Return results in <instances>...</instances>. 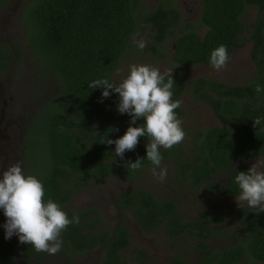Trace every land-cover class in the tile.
<instances>
[{
    "label": "trees",
    "instance_id": "1",
    "mask_svg": "<svg viewBox=\"0 0 264 264\" xmlns=\"http://www.w3.org/2000/svg\"><path fill=\"white\" fill-rule=\"evenodd\" d=\"M9 0H0V4ZM197 28L185 23L174 37L172 62L180 68L196 64H210V56L221 44L228 46L229 54L251 44L250 59L253 74L244 84H229L208 77L188 80L181 71L172 72L176 86L173 99H179L189 88L190 97L208 105L219 124L195 129L192 134L190 156L183 157L181 143L171 149H160L163 160L174 164L169 186H195L215 194L224 190L236 198L240 189L235 177L248 171L243 164L264 157V0H201ZM139 0H27L20 9L19 22L26 38V46L37 66V81L51 86L49 96L34 111L25 133L24 149L27 163L25 174L37 176L44 183L45 200L52 199L64 207L69 218L78 215L79 224H71L61 233L60 253L67 264L71 257L100 245L98 264H124L119 252L129 246V232L116 225L111 232L96 230L102 222L96 207L80 210L67 209L66 203L78 190L91 181L103 182L111 172L133 182L142 168L154 165L146 159L148 138L140 137L135 150L127 151L124 158L116 157L115 144L108 139L122 137L127 127L122 116L110 110L112 95L102 98L103 88L92 89L89 84L110 76L128 48L138 19L149 24L147 37L152 43L163 42L182 23L174 0H157L156 5L139 11ZM255 6L257 14L243 35L241 16L247 6ZM138 10V19L134 13ZM202 29V32L198 31ZM5 46L0 50V70L6 68L12 52ZM155 50L153 45L146 46ZM49 84V85H48ZM102 100V102H100ZM178 118L182 107L175 110ZM113 119H108V117ZM261 118L254 126L253 120ZM144 123L140 118L135 125ZM118 128V132H109ZM145 158L139 170H132L127 161ZM221 174L223 181L216 178ZM180 178V179H179ZM187 182V183H183ZM179 197L171 193L164 197L141 188L130 187L116 197L120 216L127 211L136 224L146 232L161 229L170 238L184 239L187 235L197 241L199 259L195 263L175 256L162 264H238L249 256L252 264H264V212L248 205L236 206L237 221L229 234L233 240L225 248L216 250L208 241L228 236L223 226L227 215L223 209L199 211L190 221L183 220ZM259 212V213H258ZM96 218H90V215ZM15 246L8 239L0 241V263L10 264ZM26 251L43 253L27 244ZM138 257L146 256L139 250Z\"/></svg>",
    "mask_w": 264,
    "mask_h": 264
},
{
    "label": "rangeland",
    "instance_id": "2",
    "mask_svg": "<svg viewBox=\"0 0 264 264\" xmlns=\"http://www.w3.org/2000/svg\"><path fill=\"white\" fill-rule=\"evenodd\" d=\"M26 1L13 0V3L7 5L5 8H0V27L4 28L2 37L9 40L16 51L15 60L11 63V67L4 72L0 71V143L4 142L7 137V133L2 132L3 124L8 119L16 118V127L20 129L31 111L49 96L52 89L51 86L41 87L42 82L37 81V66L32 59V55L27 50L26 38L18 22V12ZM139 2V11H145L153 8L157 0H139ZM174 2L181 11L180 20L182 24L161 43H152L151 39L147 37L150 25L142 24L138 19L139 11H135L134 16L138 19V25L130 37L128 48L122 55L117 69L110 76V82L116 84L122 82L130 74V67L133 64H147L158 68L161 73L181 71L189 81L202 76L229 84H244L254 71V66L249 56L250 43H246L243 47L232 51L229 54L230 59L227 66L219 71L208 64H196L191 68H180L172 62L171 51L174 37L179 33V29L183 28L185 23L192 22L199 28L197 25L200 20L202 1L174 0ZM256 14L257 8L251 5L247 6L242 14L241 23L244 36H247L246 31L250 23L255 19ZM198 32L201 33L202 29ZM138 41L146 42V46L153 45L155 50L147 49L146 47L141 50L137 46ZM180 100L182 101L181 107L183 109V115L180 119L182 120V127L186 132L180 146L184 155H188L192 147L193 137L191 132L198 128L219 124V121L208 105L195 101L190 97L188 87L185 89ZM118 103L119 94L112 93L110 110L113 114L124 118L128 129L131 117L127 113L120 114L118 112ZM108 119L113 118L109 116ZM15 139L16 141L19 139V132ZM15 143L18 144V142ZM160 149H163V147ZM15 150L16 153H20V147H16ZM243 164L248 167V170L255 164L258 171H263L264 157L249 160L245 163H238L237 165L241 166ZM161 167L167 168V177L162 182L153 175L152 168H142L139 179L134 182L126 181L120 174L113 171L103 182L91 181L87 187L75 192L66 203V208L73 210L86 207L98 208L108 230L115 224H125L128 226L130 231L129 247L121 252L124 264H140L141 259L138 257L140 249L144 250L146 254L144 264H162L175 256H179L190 263H195L199 259V253L195 248L197 241L190 239L187 235L184 239H174L167 237L161 229L145 232L139 228L129 214L125 218L117 215L115 199L120 192L130 187L145 188L159 196L165 195L167 192L178 196L180 199L179 209L183 213L184 221L192 220L199 211L225 209L228 214L223 224L227 229L228 236L224 241L210 240L208 243L212 248L220 250L229 245L233 240L229 234L236 225V214L234 212L235 207L238 206L236 198L227 197L221 193L205 199L204 195H201V188L198 189L195 186L183 188L180 185H172L170 187L167 185V181L173 173L174 164L172 161H164ZM241 205H247V203L241 202ZM96 257L97 253L84 252L79 255L77 262L95 264L97 261ZM39 264H62V260L57 254H46L45 260ZM238 264H252V259L246 256Z\"/></svg>",
    "mask_w": 264,
    "mask_h": 264
},
{
    "label": "clouds",
    "instance_id": "3",
    "mask_svg": "<svg viewBox=\"0 0 264 264\" xmlns=\"http://www.w3.org/2000/svg\"><path fill=\"white\" fill-rule=\"evenodd\" d=\"M137 46L143 50L146 42L138 41ZM229 59L228 46L221 44L212 51L210 64L219 71L227 66ZM175 86L172 72L161 73L158 68L147 64L131 65L130 74L119 84L110 82L107 77L89 84L92 89L103 88L102 98L118 93V112L131 117L126 133L116 140L108 139L106 144H115L116 157L123 159L127 151L136 149L139 138L146 136L149 140L146 159L154 165L153 175L161 182L167 177V168L161 167L163 156L160 148L171 149L186 135L182 120L175 111L182 105L181 100L173 99ZM262 90L260 85L255 88L257 93ZM140 118H144L142 125L131 126ZM253 122L257 126L261 118ZM118 131V128L109 129V132ZM144 160H129L126 165L139 170ZM0 174V209L4 210L7 218L3 225L5 238L17 235L21 244L27 243L37 252L57 254L63 243L61 233L69 225L79 224V216L74 215L70 219L63 206L50 198L45 200L44 183L35 175H26L20 161L3 168ZM235 183L240 189L236 197L238 206L242 207L241 202H246L248 207L264 212V171H258L254 164L248 171L238 172Z\"/></svg>",
    "mask_w": 264,
    "mask_h": 264
},
{
    "label": "flooded vegetation",
    "instance_id": "4",
    "mask_svg": "<svg viewBox=\"0 0 264 264\" xmlns=\"http://www.w3.org/2000/svg\"><path fill=\"white\" fill-rule=\"evenodd\" d=\"M13 3V0H9L8 2L6 3H3V4H0V8H5L7 5ZM180 11V9H179ZM20 14V10L18 12V16ZM180 15H181V11H180ZM19 22V20H18ZM19 25L21 27V24L19 22ZM4 33V28L3 27H0V50L2 51H5L6 47L5 46L6 44H8V47L10 48V51L12 52V59L10 60V63L9 65L6 67V68H3L2 70H0L1 72H4L6 71L9 67H11V63L14 62V58H15V55H16V51L14 50L12 44L9 42V40L5 39L2 37ZM181 98V97H180ZM37 107H35L30 115L28 116V118L25 120V122L23 123V125L20 127V129H18L16 127V118L14 119H8L4 124H3V129H2V132H5L7 133V137H6V140L2 143H0V170H2L3 168H7L9 165L11 164H14L16 163L17 161H20L22 163V167L26 172L27 171V166H29V164L27 163V159H26V156H25V153L23 152V149H24V140H25V133L27 131V125L32 117V115L34 114V111ZM218 120V119H217ZM18 126V125H17ZM19 127V126H18ZM19 132V139L16 141L15 137L17 136ZM15 142H18V144H16ZM18 148L20 147V153H16V150L15 148ZM182 154H183V157H187V156H190V153H188V155H184L183 151H182ZM164 161H170V160H163L162 162ZM153 168V167H152ZM147 169V168H146ZM264 171V170H263ZM2 175V174H0ZM140 177V176H139ZM216 178H219L221 181H223V177L221 176V174L217 175ZM139 179V178H138ZM137 179V180H138ZM180 179V178H179ZM135 180V181H137ZM169 180H170V176H169V179L167 181V185L169 186ZM134 182V181H133ZM173 185H177V184H173ZM145 189V188H144ZM201 195L205 197V199H207L209 196H216L218 194H223L224 196H226L224 194V190H220L219 192L215 193V194H212L210 192H207L206 190H204V193H203V187H201ZM148 190V189H147ZM150 191V190H149ZM152 192V191H151ZM154 193V192H153ZM167 194H169L168 192L165 194V195H162L161 197H164L166 196ZM157 195V194H156ZM159 196V195H157ZM228 197V196H227ZM234 198V197H233ZM115 206H116V199H115ZM245 206V205H243ZM117 209V208H116ZM77 210H80V209H77ZM220 210V209H219ZM225 210V209H223ZM205 211V210H203ZM213 211V210H212ZM215 211V210H214ZM226 211V210H225ZM235 214H236V221H237V212L236 210H234ZM226 213L228 214V212L226 211ZM128 214L133 218V216L129 213V211H127V213L125 214V216H120L119 213H118V210H117V215L121 218H125L128 216ZM100 217L101 221L102 222H98L96 224V230H100V228H102V232L103 233H107V232H111L112 228L115 227L116 225H123L125 226L127 229H128V226L125 225V224H115L113 225V227L111 229H107V227L105 226L103 220H102V216L101 214L98 216ZM195 217V216H194ZM90 218H96V215L92 214L89 216V219ZM227 218V215L225 216V218L223 219V222L224 220ZM6 216L4 215V211L2 209H0V241L2 239H6L5 238V234H6V230L5 228L3 227V225L6 223ZM133 220L135 221V219L133 218ZM136 222V221H135ZM224 226V224H223ZM140 228V227H139ZM141 229V228H140ZM233 230V229H232ZM231 230V231H232ZM144 231V230H143ZM162 231V230H161ZM128 232H129V239H130V231L128 229ZM146 232V231H145ZM226 237L224 238H212L210 240H222L224 241ZM10 240L14 246H15V254H14V257L13 259L11 260V263L10 264H39V263H42L44 260H45V257H46V254L48 253H45V252H42L43 253V256H42V259L40 261H37L36 260V254H30L28 255V252L26 251L27 249V243H24V244H21L19 242V237L17 235H13L11 237V239H8ZM209 240V241H210ZM129 247V246H128ZM128 249V248H127ZM126 250V249H125ZM142 250V249H140ZM124 251V250H122ZM119 252L120 254V257H121V252ZM144 251V250H143ZM85 252H88V253H97V261L95 264H98L99 261H100V257H101V246L100 245H97L93 248H91L90 250L88 251H85ZM145 252V251H144ZM84 253V252H83ZM82 254V253H81ZM79 254V255H81ZM58 257L62 260V264H67L66 260H65V257L60 253V251L57 253ZM79 255H74L71 257V260H72V263L74 264H82V263H79L77 262V258L79 257ZM146 257V256H145ZM145 257L143 258V264H144V259ZM1 264V263H0ZM140 264H141V261H140Z\"/></svg>",
    "mask_w": 264,
    "mask_h": 264
}]
</instances>
